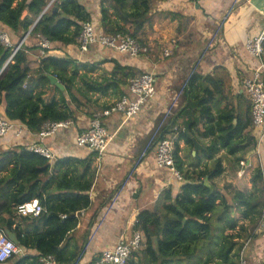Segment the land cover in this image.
Wrapping results in <instances>:
<instances>
[{
  "label": "trees",
  "instance_id": "trees-1",
  "mask_svg": "<svg viewBox=\"0 0 264 264\" xmlns=\"http://www.w3.org/2000/svg\"><path fill=\"white\" fill-rule=\"evenodd\" d=\"M152 2L100 0V28L105 34H129L151 51L144 31L147 24L153 25V18L149 17ZM87 21H92V13L80 0H0V23L5 28L1 31L22 38L31 30L30 35L43 36L51 43L45 50L47 55L32 59L29 52L39 49V45L23 43L15 52L18 45L8 46L0 40L1 116L36 133L46 120L77 121L84 107H88V115L93 118L96 112L108 107L97 104L93 98L96 93L105 96L113 93L118 98L125 94L129 80L144 72L114 57L94 62L69 54L70 47L79 48L78 38ZM183 42L178 38L174 53ZM52 50H62L66 55H48ZM107 63L110 70L101 77L95 76ZM220 69L224 68H217ZM50 75L55 76L64 89L52 84ZM200 78L199 73H191L180 101L188 104L179 106L170 120L171 127L177 128L172 130L177 137L174 154L184 182L178 192L171 188L163 191L153 209L140 211L133 230L143 233L145 248L134 251L127 264H174L178 259L179 264L182 261L185 264H240L244 241L257 237V228L264 217V170L260 166L252 172L251 189L236 190L233 203L228 201L226 189L212 183L225 171L221 158L214 161L211 169L190 172L183 168L179 141L189 146L196 143L190 132L199 121V117L195 122L191 119L192 96L198 92L194 94L191 90ZM208 79L217 85L220 82L213 76ZM204 91L212 93L208 88ZM207 103L208 96L204 94L197 105H203V116L206 114L209 122L214 116L209 114ZM235 117L237 125L233 124ZM182 118L186 121L179 126L177 121ZM222 122L219 139L224 145L245 133V139L231 147V154L256 148L250 102L245 117L231 114ZM168 132H163L162 138H166ZM1 149L0 146V228L15 233L18 246L24 250L5 264H44L40 259L46 255H54L59 264L79 262L92 235L89 233L97 213L82 245L76 241L72 246L70 233L78 227L81 211L94 204L91 190L96 178L93 163L97 154L93 152L83 158L68 156L52 162L26 145ZM206 150L207 157L213 159L219 148L212 145ZM206 178L212 186L206 184ZM113 197L114 192L107 203ZM33 198L40 199L46 210L37 217L19 215L17 207ZM234 210L253 226L249 229L239 225ZM63 214L67 218H62Z\"/></svg>",
  "mask_w": 264,
  "mask_h": 264
},
{
  "label": "crops",
  "instance_id": "crops-1",
  "mask_svg": "<svg viewBox=\"0 0 264 264\" xmlns=\"http://www.w3.org/2000/svg\"><path fill=\"white\" fill-rule=\"evenodd\" d=\"M80 1L92 13V22L97 32L104 33L100 28V0ZM156 16L179 23L176 26L177 34L172 38L174 41H178V38L184 41L178 52L174 53L171 49V54L165 55L158 43L151 42L150 36V42L147 44L152 50L149 49L139 57H132L100 44H93L86 53L81 52L78 46L68 50L71 56L79 60L95 62L114 57L122 64L135 67L141 72H152L156 75L158 90L156 98L137 116L129 118L122 114H113L105 119L111 139L106 152L100 157L96 155L93 163L96 171L91 190L94 204L84 211L78 227L70 233L72 246L76 241L82 245L92 218L97 213L89 233L92 235L78 264H90L98 259L102 251L115 246L121 238H129L140 211L153 209L163 191L170 188L174 192L180 190L183 182H178L170 171L161 169L156 164V148H152L145 155L143 153L149 139L154 135L163 136L165 131H169L165 136L175 142L177 137L172 133L174 129L171 123L168 127L163 124L165 110L172 102V89L185 86L193 71L199 73L201 78L194 86L195 89L191 90L194 94L198 92L196 96H192L191 119L195 122L196 117H199V121L190 132L196 143L189 146L184 141H179L180 157L185 171L211 169L214 161L221 158L225 171L212 183L220 189H226L225 183L233 182V169L235 175L239 174L240 177H243L250 167L261 165L264 169V144L259 150L256 146L247 152L241 150L231 154L229 150L235 143L245 139V133L226 145L219 139L222 134L220 126L222 121L225 122L226 116L233 114L245 117L248 109L249 100L244 82L253 76L259 67V60L249 52L245 44L249 38L261 32L264 23V0H153L149 17L157 18ZM2 29L5 28L0 23V30ZM169 32L168 30L166 34L176 33ZM30 33H26L22 38L12 33V43L37 46L39 38ZM29 55L32 59H39L40 49H32ZM48 55L61 57L66 53L62 50H52ZM219 67L224 69L217 70ZM109 70L107 63L97 70L95 76L101 77ZM209 76L220 81L218 85L210 81ZM128 85L125 87V93H128ZM205 88L210 89L212 93L204 91ZM204 94L208 96L207 108H210L209 114L214 116L213 121L208 122L207 115L203 116V105H197ZM118 97L113 93L106 96L96 93L93 96L99 106H109ZM187 104L188 102H179L181 107ZM88 111V107L82 108L73 126L59 130L45 140V144L55 153L52 162L58 158H83L92 154L91 150L77 144L78 134L89 126L92 119ZM184 121L186 118L177 122L180 126L184 125ZM177 122L175 124H178ZM233 124H238L237 117L233 119ZM214 127V131L209 132ZM252 135L257 139L259 137L255 128ZM35 141L37 138L29 132L20 137L8 134L0 139V146L2 149H11L17 145L30 146ZM212 145L217 146L219 151L210 159L206 155V148ZM242 161H246L249 166L244 174L239 167ZM229 165H232L231 170ZM251 187L249 182L246 188L250 190ZM113 192V199L107 203ZM239 224L249 229L253 226H250L252 223L249 220L244 219ZM256 233L257 237L252 238L244 249L248 264H260L264 252V227Z\"/></svg>",
  "mask_w": 264,
  "mask_h": 264
},
{
  "label": "built area",
  "instance_id": "built-area-1",
  "mask_svg": "<svg viewBox=\"0 0 264 264\" xmlns=\"http://www.w3.org/2000/svg\"><path fill=\"white\" fill-rule=\"evenodd\" d=\"M41 56L46 55V49L50 48L51 43L43 36H38ZM0 40L5 45H12L10 35L0 30ZM79 49L86 53L90 50L93 44H100L103 47L117 50L121 53L128 54L132 57H139L142 53L147 51L141 43L129 34H105L97 32L92 21H87L83 24V29L78 38ZM246 47L249 52L259 60V67L255 70L253 76L245 80L244 89L247 94L251 106V115L254 128H258L259 137L257 139V147L260 149L264 144V23L261 32L246 41ZM19 44L15 52L20 48ZM165 55L171 54L170 50H164ZM184 86L177 89H172V102L169 103L165 110L163 124H170V120L175 115L179 102L182 99ZM157 78L152 72H144L140 76L129 80L128 93L123 94L120 98L113 101L107 108L96 112L90 121L89 126L80 132L77 136V144L81 147L88 148L95 152L99 157L102 156L109 145L111 135L109 134L105 119L113 114H122L129 118L137 116L142 109L152 102L157 96ZM75 123L72 119L54 121L46 120L40 130L36 133L30 131L25 125L15 122H10L0 115V139L8 134H14L16 137L22 136L25 132H29L37 141L32 143L30 150L38 153L49 160L55 159V153L51 148L45 144L48 137L53 136L59 130L68 129ZM173 129H177L174 127ZM156 148V164L159 168L171 172L178 182H184V177L175 161V144L169 138H162V136L154 135L147 143L143 155H145L152 148ZM241 163V173L246 172L249 167L246 161ZM263 169V167L260 165ZM264 170V169H263ZM45 211V207L40 199L33 198L27 202L20 204L17 207V212L21 216H40ZM81 216L84 211H81ZM62 218H67L63 214ZM264 227V217L260 220L257 231ZM256 231V232H257ZM252 238L245 242V246L240 253V264H248L244 255V249L247 244H250ZM145 237L141 231L133 230L129 238H121L115 246L105 249L101 252L98 259L90 264H127L133 252L143 247ZM23 254V249L10 239L7 232L0 228V263L5 264L17 254ZM44 264H59L54 255L42 256L40 259ZM78 264V262L76 263ZM264 264V252L261 256V263Z\"/></svg>",
  "mask_w": 264,
  "mask_h": 264
},
{
  "label": "rangeland",
  "instance_id": "rangeland-1",
  "mask_svg": "<svg viewBox=\"0 0 264 264\" xmlns=\"http://www.w3.org/2000/svg\"><path fill=\"white\" fill-rule=\"evenodd\" d=\"M156 17L157 18H153V25L152 26H150V25L146 26L144 33L146 32L145 35L147 34L148 36L151 37L152 43H154V44L158 43L159 44V48L162 50V52H164L165 49H168L171 51V49H173V46L176 45V43H177V41H174V39H172V38H174L173 36H176V34H177L176 26H178L177 24H179V23H177V21L171 22L169 20H163V18H159V16H156ZM168 30L170 32L173 31V33L175 31L176 32L175 35H172V33L170 35L166 34ZM146 41L150 42V40L148 38H146ZM255 130H256V133H258L260 131L258 128H255ZM237 163H236V165H237ZM231 167H232V165H229L230 170H231ZM239 167H240V169L242 168L240 165H239ZM253 170H254V167H250L248 169L247 173H245L243 175V177H240L239 174L235 175V169L232 170V173L234 176L233 182H230V183L226 182L225 183L226 193L228 195V201L230 203H233V194L236 190H243V191L247 192L246 187L248 186V183L251 182V175H252ZM237 178H239V180H237ZM233 215L238 219L239 222L241 220H243V219H241L238 211L234 210ZM252 225L253 224H251L250 226H252ZM228 233H229V231H228ZM144 248H145V245H143L142 249H144ZM185 263H186L185 261L180 262V264H185ZM174 264H179V259Z\"/></svg>",
  "mask_w": 264,
  "mask_h": 264
},
{
  "label": "water",
  "instance_id": "water-1",
  "mask_svg": "<svg viewBox=\"0 0 264 264\" xmlns=\"http://www.w3.org/2000/svg\"><path fill=\"white\" fill-rule=\"evenodd\" d=\"M48 7H49V6H48ZM48 7H47V8H48ZM47 8H46V9H47ZM33 27H34V26H33ZM31 29H33V28H31ZM30 32H31V30H29V32H28L27 34H29ZM49 78H50L52 84H56V85L59 86L61 89H64V86L58 81V79H57L55 76L50 75ZM205 182H206V184H209V183H208V178H206ZM209 185L212 186L211 183H210ZM6 232H7L8 236L10 237L11 240H13L16 244H19V240H18V238H17V236H16L15 233H13V232H11V231H9V230H6Z\"/></svg>",
  "mask_w": 264,
  "mask_h": 264
}]
</instances>
